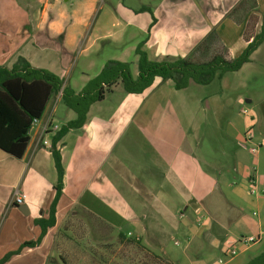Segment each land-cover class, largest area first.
Returning a JSON list of instances; mask_svg holds the SVG:
<instances>
[{
	"label": "crops",
	"instance_id": "1",
	"mask_svg": "<svg viewBox=\"0 0 264 264\" xmlns=\"http://www.w3.org/2000/svg\"><path fill=\"white\" fill-rule=\"evenodd\" d=\"M96 2L90 0L89 12L75 14L76 22L57 32L64 39L53 51L41 39L52 36L51 26L41 29L51 0H0V67L11 68L21 58L33 68L63 74L61 57L77 49L83 54L80 76L61 80L78 93L92 79L85 73L102 69L91 58L99 42L119 45L124 37L149 60L164 61L205 52L214 33L225 58L232 59L264 27V0L240 9L241 0H160L153 8L120 7L141 41L132 32L99 39L87 30ZM251 19L255 32L245 34ZM46 53L48 61L39 63ZM257 67H264V43L236 73H251L246 85L252 86L261 76L255 75ZM228 74L205 85L212 86L209 94H189L188 103L182 96L196 84L173 92L171 81L155 79L142 94L127 95L117 86L92 104L84 125L55 145L63 169L55 223L37 244L22 247L39 239L36 221L48 219L56 194L57 173L50 148L39 141L40 127L48 118L59 129L75 119L60 94L51 99L23 156L15 159L0 150V260L10 256L3 264H99L105 246L111 245L114 255L116 239L143 249L154 245L152 251L172 264H219L244 233L261 230L264 223L251 213L264 208V198L247 192L255 168L244 155L257 153L251 155L242 140L247 130L255 131L256 107L264 117V101L254 88L244 98V81L226 80ZM252 103L248 118L241 110ZM16 193L25 195L22 205L14 204Z\"/></svg>",
	"mask_w": 264,
	"mask_h": 264
},
{
	"label": "trees",
	"instance_id": "2",
	"mask_svg": "<svg viewBox=\"0 0 264 264\" xmlns=\"http://www.w3.org/2000/svg\"><path fill=\"white\" fill-rule=\"evenodd\" d=\"M249 1L254 0H241L237 8H247ZM148 12L154 23L152 13ZM211 35L215 38L214 33ZM247 42V46L235 58L226 59L225 51L219 52L214 48L210 58L200 62L190 57L151 61L141 47L137 46L134 51L138 57L135 77L132 76L128 63L108 61L78 93L63 87L62 80L55 74L44 69L33 68L21 58L11 68L0 67V150L6 154L15 159L23 156L29 143L32 122L42 118L47 104L56 95L60 94L62 104L75 113V119L63 125L51 138L50 152L57 173V184L54 187L56 194L48 219L36 221L40 227L39 239L34 243H26L22 247L37 244L55 223V205L61 194L63 177L60 155L55 145L68 131L80 129L84 125L87 112L92 104L103 101L104 97L117 86H120L127 95L142 94L152 86L155 79H159L161 83L171 81L176 91L187 88L191 83L201 86L208 85L216 77L239 71L244 64L250 61L253 52L264 43V27H261L259 33ZM202 43L197 46V49H200ZM9 257V255L5 256L0 260V264L5 263ZM155 259L160 264H172L163 256ZM245 264H264V252Z\"/></svg>",
	"mask_w": 264,
	"mask_h": 264
},
{
	"label": "rangeland",
	"instance_id": "3",
	"mask_svg": "<svg viewBox=\"0 0 264 264\" xmlns=\"http://www.w3.org/2000/svg\"><path fill=\"white\" fill-rule=\"evenodd\" d=\"M160 0H97V4L93 10V16L91 19L90 27L88 34L90 37H97L99 39L103 38V36L111 35L114 38L124 35L125 32L127 33H134L137 35V41H141L142 35L139 34L136 27L133 25H126V17L125 14L122 13V8H130V9H138L139 7L145 6L148 8H153ZM90 0H51L49 5L48 11L46 12V21L44 25L41 26L46 30L50 26L52 28V36H47L41 38L46 40L47 43H51V47L53 51H56L57 48L61 47L63 41V33L62 35H57L59 30L65 31L66 28L76 22L75 14L77 15H84L86 12H89V5L88 3ZM34 6V5H33ZM125 17V18H124ZM91 18V16H90ZM254 20H248L246 27H245V34H251L255 32V24ZM86 30V31H87ZM207 46L209 47L208 50L205 52L198 51L196 54H191V58L194 61H206L210 58V54H212V50L215 48L219 52H223L221 50V44L216 42L211 35L207 37ZM219 43V44H218ZM99 49L96 54H94L91 58L94 60V63L97 67H103L105 63L108 61H119L123 63H128L130 67V72L134 77L137 71V57L134 55V49L137 48V44L135 42L127 41L123 37V42L119 45L117 44H109L107 42H99ZM132 48V51L129 49ZM50 53L44 54L42 57L39 58L38 62L46 63L48 61V57ZM82 56L77 49H74V52H66L60 59V67H63V74L60 72L51 71L48 67L43 66V69L51 71L55 73L60 79H63L65 83L68 79H76L80 76V67L82 62ZM60 58V57H59ZM50 66L56 64L55 58L52 57L49 60ZM100 71V70H99ZM98 71V72H99ZM255 75L260 74L257 77V81L252 86H247L250 80H253L250 75L251 73H231L227 75L226 80H238L244 81L243 93L242 96L245 98L247 97V90L254 88L256 89L259 94L261 95V101H264V67H257L255 70ZM97 72V74H98ZM88 79L95 77V69L92 72H86ZM254 75V76H255ZM212 90V86H201V85H191L190 91L184 93L183 100L184 102L189 101V94L199 95V94H209ZM117 91H121L120 87L117 88ZM177 92V91H173ZM176 95L178 93H175ZM107 96V95H106ZM109 96V95H108ZM233 97H229V103H232ZM262 103V102H261ZM260 104V102L258 103ZM252 104H245V108L248 110V114L246 117H250L249 111L252 113ZM232 106V105H231ZM255 106V105H254ZM241 106L237 108L234 107L233 111H239ZM257 113H255L254 119L256 122L255 131L252 132L253 135V144L260 143V147L257 151L256 157H251L244 152L245 158L249 159L250 164L254 166L255 172H251L248 174L249 178L254 179L255 187L254 189L257 192V196H262L264 198V117H262L261 112L258 108H255ZM230 110V109H229ZM245 116V115H244ZM255 133V134H254ZM247 180V192L250 189V185L248 184ZM252 198L256 196L250 195ZM248 212V211H247ZM249 213V212H248ZM255 215L257 218L260 219L262 223H264V208L258 210L257 213H251V215ZM260 231V232H259ZM260 236V239L256 241L254 244L248 246L247 248L238 247V254L230 261V264H244L250 257H256L260 253L264 252V225H262L261 230L254 228L252 230H248V232L244 233V238L246 237H256ZM114 246V255H111L112 246L110 245L107 249L105 246L106 251H104V256L100 257L98 260L99 264H160L158 260L155 258H160V255H157L152 249L155 247L154 245H149L148 249L144 247L141 248L139 245L130 243L127 241H121L119 239L115 240ZM169 247L175 251V248L172 246L170 242ZM108 250V251H107ZM160 254V251L157 252ZM154 257V258H153ZM247 263V262H246Z\"/></svg>",
	"mask_w": 264,
	"mask_h": 264
},
{
	"label": "built area",
	"instance_id": "4",
	"mask_svg": "<svg viewBox=\"0 0 264 264\" xmlns=\"http://www.w3.org/2000/svg\"><path fill=\"white\" fill-rule=\"evenodd\" d=\"M241 113L243 115H247L248 114V110L246 108L241 110ZM39 120H34L31 124L30 127V132L32 131V129L34 127H36L39 124ZM59 130V128L53 124L51 122V119H47L40 127L39 130V141L43 146H47L50 148L51 146V142L48 138H52L56 132ZM29 132V135H30ZM253 135L251 133L250 130H247L244 135H243V140L242 143L243 145L248 149L249 153L251 155H255L259 149V144H253ZM254 179L251 177L248 180V184L250 185V189L248 191L249 195H257L256 190L254 189L255 187V183H254ZM25 200V195L24 194H19L16 193L15 197H14V204L19 206L22 205L24 203ZM260 239V236H256V237H246V238H241L239 239L237 242H235L233 245H231L225 252L223 257L218 260L219 264H222L224 261L227 260H231L232 258H234L237 254H238V247H243V248H247L248 246L254 244L256 241H258ZM177 245V244H176Z\"/></svg>",
	"mask_w": 264,
	"mask_h": 264
}]
</instances>
